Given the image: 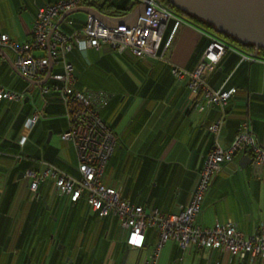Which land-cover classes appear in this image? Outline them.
Instances as JSON below:
<instances>
[{
	"label": "crops",
	"instance_id": "crops-1",
	"mask_svg": "<svg viewBox=\"0 0 264 264\" xmlns=\"http://www.w3.org/2000/svg\"><path fill=\"white\" fill-rule=\"evenodd\" d=\"M57 1L0 0V33L19 42L31 40L38 9ZM114 1L113 8L103 11L88 4L80 7L97 10L109 26L132 25L149 10L139 1L130 11L118 12L116 7L125 0ZM65 14L57 19L61 32L70 34L83 27L86 12L75 11L62 20ZM175 16L182 23L164 59L141 60L131 51L118 53L108 45L86 51L75 48L68 55L75 68V87L104 91L108 96L100 113L114 130L117 144L103 183L136 205L170 214L178 213L189 201L199 170L216 143L228 148L244 120H249L257 142L264 147V55ZM174 21H169L164 38ZM215 40L226 45V52L207 75L208 84L215 89H238L225 110L218 136L209 127L223 116L222 108L213 105L197 110L195 103L202 98L189 90L188 77L172 73L174 66L193 70ZM61 71L62 66L53 63L51 74L42 80L44 85H53L51 75ZM0 85L24 94L23 101H0V264H143L154 242L144 249L131 248L117 216L99 217L85 196L78 202L61 197L49 176L41 181L36 196L30 192L27 170L41 175L52 165L79 175L75 148L61 139L67 129L62 95L57 90L43 94L30 84L18 72L14 54L6 49L0 50ZM36 114L39 119L29 128ZM23 136L27 141L21 145ZM19 153L23 158L17 160ZM247 154H236L214 176L198 217L201 226L232 221L241 232L253 235L264 224V166L255 169L245 159ZM158 264L248 262L220 249L193 245L183 249L170 239ZM253 264H264V259L257 257Z\"/></svg>",
	"mask_w": 264,
	"mask_h": 264
},
{
	"label": "built area",
	"instance_id": "built-area-1",
	"mask_svg": "<svg viewBox=\"0 0 264 264\" xmlns=\"http://www.w3.org/2000/svg\"><path fill=\"white\" fill-rule=\"evenodd\" d=\"M84 1L58 0L40 7L33 23L31 40L19 42L6 33H0V48L14 54L16 68L27 78L42 81L49 72L51 59L54 64L62 66L61 73L51 75L55 83L43 85L41 89L43 94L57 90L62 95L67 129L61 134V139L73 144L78 158L79 175H69L52 165L41 175L35 170H27L25 178L29 181L30 192L36 196L41 181L49 176L54 179L61 197L78 202L85 196L91 210L99 217L117 216L121 228L127 231L128 244L134 249L145 248L148 230L154 228L157 239L143 264H158L162 248L170 239L176 240L183 249L189 245L198 249H220L233 257L246 260L248 264H253L257 257L264 259V224L259 226L255 234L246 235L232 221L218 222L212 227H203L198 223L205 195L214 176L232 162L238 152H250L255 169L264 166V147L257 142L248 120L243 121L228 148L216 143L199 170L198 181L189 201L178 213L170 214L157 208L136 205L124 198L117 188L103 183L104 171L117 144L114 130L100 113L108 96L104 91H82L75 87V68L68 55L75 46L86 51L108 45L118 53L131 51L141 60L164 59L182 20L176 18L175 13L160 0H149L146 16L140 17L132 25L118 23L108 26L94 15L87 14L81 29L70 34L61 32L57 19L80 7ZM172 19L175 20L173 27L164 38L167 25ZM68 23L72 24L73 21L69 19ZM38 51L47 53L38 55ZM225 52L226 45L215 40L207 47L193 70L176 66L172 69L174 76L188 77L189 90L202 98L195 103V108L199 111L219 105L225 114L231 98L238 91L237 88L215 89L208 84L207 75L215 70ZM23 99V93L0 85V101ZM224 114L209 127L217 136L223 126ZM38 119L39 114L34 115L28 122V127L32 128ZM26 140L27 136H23L21 145ZM16 157L17 160L21 159L20 155Z\"/></svg>",
	"mask_w": 264,
	"mask_h": 264
},
{
	"label": "water",
	"instance_id": "water-1",
	"mask_svg": "<svg viewBox=\"0 0 264 264\" xmlns=\"http://www.w3.org/2000/svg\"><path fill=\"white\" fill-rule=\"evenodd\" d=\"M170 1L182 11L193 14L213 24L221 32H227L242 42L254 43L256 45L257 52H259L261 48H264V40L262 37V34L264 33V0ZM143 4L149 7V0L143 2ZM75 11H83L87 14H92L99 20H101L100 18L103 19L105 17L93 8L79 7L67 12L62 17V20ZM144 16H146V14L143 15V17ZM0 50L3 51L2 48H0ZM52 68L53 60L51 59L47 75L51 74ZM21 76L35 87L41 88L46 83L45 81L32 80L22 74ZM245 159H248V162L253 161V157L249 154L246 155Z\"/></svg>",
	"mask_w": 264,
	"mask_h": 264
},
{
	"label": "trees",
	"instance_id": "trees-1",
	"mask_svg": "<svg viewBox=\"0 0 264 264\" xmlns=\"http://www.w3.org/2000/svg\"><path fill=\"white\" fill-rule=\"evenodd\" d=\"M164 5H166L168 8H170L175 14L177 15H181L183 17L188 18L189 20L194 21L195 23L199 24L200 26L204 27L206 30L211 31L212 34L218 36L219 38L228 41L229 43L241 47V48H248V49H256V45L254 43H250V42H242L240 41L238 38H236L235 36L228 34L227 32H221L219 31L213 24L193 15V14H189L187 12L182 11L181 9H179L175 4H173L170 0H160ZM136 2H139V0H125L124 4L121 6H117V10L118 12H122L127 11V10H131L133 8V6L136 4ZM129 3H131V5H129L128 7L126 6V4L128 5ZM83 4H88L89 6H94L99 8L100 10H105V8L107 9H111L114 7V5H116L114 0H85ZM82 4V5H83ZM72 20V19H71ZM73 21V20H72ZM85 23V22H84ZM77 30V29H75ZM74 31V30H73ZM72 31V32H73ZM78 48L77 46L74 47ZM73 49V50H74ZM79 49V48H78ZM81 51V50H80ZM260 53H262L264 55V48L260 49ZM238 90V89H237ZM226 114L224 115V120H225ZM105 120V119H104ZM248 120V119H246ZM106 121V120H105ZM245 121V120H244ZM249 121V120H248ZM243 123V122H242ZM241 127V126H240ZM239 132V131H238ZM237 132V134H238ZM236 134V135H237ZM236 137V136H235ZM235 139V138H234ZM27 141V140H26ZM20 143V142H19ZM232 144V143H231ZM240 153V152H238ZM237 153V154H238ZM247 153L251 156L252 154L250 152L247 151ZM18 155L21 156V158H23V154L19 153ZM253 157V156H252ZM203 205V204H202ZM202 211V210H201ZM200 215V214H199ZM157 239V232L154 228L149 229L148 233H147V243H152L156 241ZM153 243V244H154ZM151 245V244H150Z\"/></svg>",
	"mask_w": 264,
	"mask_h": 264
},
{
	"label": "flooded vegetation",
	"instance_id": "flooded-vegetation-1",
	"mask_svg": "<svg viewBox=\"0 0 264 264\" xmlns=\"http://www.w3.org/2000/svg\"><path fill=\"white\" fill-rule=\"evenodd\" d=\"M262 37H263V40H264V33L262 34ZM263 40H262V41H263ZM263 42H264V41H263Z\"/></svg>",
	"mask_w": 264,
	"mask_h": 264
}]
</instances>
